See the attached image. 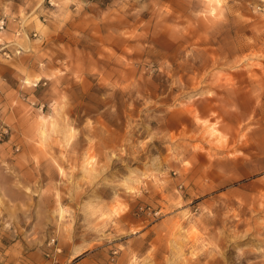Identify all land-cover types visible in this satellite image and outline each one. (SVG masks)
Listing matches in <instances>:
<instances>
[{
	"label": "rangeland",
	"instance_id": "374dc122",
	"mask_svg": "<svg viewBox=\"0 0 264 264\" xmlns=\"http://www.w3.org/2000/svg\"><path fill=\"white\" fill-rule=\"evenodd\" d=\"M0 24V264H264V0Z\"/></svg>",
	"mask_w": 264,
	"mask_h": 264
},
{
	"label": "built area",
	"instance_id": "2783aa9c",
	"mask_svg": "<svg viewBox=\"0 0 264 264\" xmlns=\"http://www.w3.org/2000/svg\"><path fill=\"white\" fill-rule=\"evenodd\" d=\"M3 28H4V24H0V30H2Z\"/></svg>",
	"mask_w": 264,
	"mask_h": 264
}]
</instances>
